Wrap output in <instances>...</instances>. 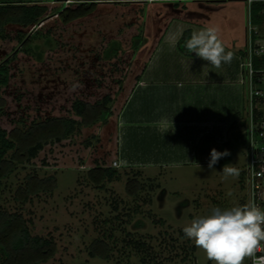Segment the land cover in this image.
<instances>
[{
  "label": "rangeland",
  "instance_id": "1",
  "mask_svg": "<svg viewBox=\"0 0 264 264\" xmlns=\"http://www.w3.org/2000/svg\"><path fill=\"white\" fill-rule=\"evenodd\" d=\"M45 5L46 16L36 25L9 24L0 36V65L7 64L9 71L8 84L0 89L4 100L0 127L7 132H25L33 123L53 118L80 121L72 111L76 101L93 105L104 96L116 101L130 67L135 70L159 57L152 52L153 37L163 32L169 21L188 25L192 31L216 29L226 51L234 53L226 67H238L237 57L242 54L238 50L247 45V12L226 0L210 8L198 3L174 5L170 0H64ZM79 6L82 10L89 7L86 15L69 22L58 17L63 9L76 10ZM177 9L181 13L171 16ZM27 39L30 41L25 48L30 53L24 52ZM116 49L117 54L108 57ZM160 62L186 61L165 55ZM188 62L207 63L192 57ZM204 73L209 77L215 74L212 67ZM215 93L217 97H210L212 110L221 99ZM221 101L222 105L231 104V99ZM115 107L109 105L112 119ZM234 115L232 120L238 119V112ZM243 118L240 116L222 137H204L193 151L195 158L162 167L128 161V165L114 168L118 179L100 186L88 179L87 172L96 166L111 167L117 152L123 157L122 139L118 135L116 142L108 122L80 128L65 140L47 144L34 159L18 163L8 178L0 179V210L21 214L31 236L53 242L52 258L39 264H213L185 237L183 228L194 218L211 214L213 208L245 204L247 151L244 137H239L244 134ZM135 133L127 128L124 137L130 158L138 151L149 153L151 145L156 147L158 158L172 143L176 149L181 147L179 138L174 142L166 136L155 141L153 136L138 138ZM213 148L228 150L230 155L209 169ZM227 164L238 168L239 175L225 178L222 170ZM30 177H53L54 189L31 194L24 202L16 201L15 192L24 188ZM130 180L139 184L136 196L126 191ZM47 184L42 182V186ZM95 240H103L111 248L108 261L89 256V246Z\"/></svg>",
  "mask_w": 264,
  "mask_h": 264
},
{
  "label": "crops",
  "instance_id": "2",
  "mask_svg": "<svg viewBox=\"0 0 264 264\" xmlns=\"http://www.w3.org/2000/svg\"><path fill=\"white\" fill-rule=\"evenodd\" d=\"M170 1L174 5L177 3H198L201 7L210 8L225 0ZM226 1L245 9L248 22L251 17V7L256 3H252L249 7L247 0ZM177 11L178 9L171 11V16L181 13ZM169 23L163 32L153 37L155 41L152 52L153 55L156 54L159 57L154 63L140 65L135 70L130 67V73L126 75L116 95L117 100H112L116 106V114L112 119L111 112L106 122H108V131L114 134L113 138L116 142L118 135L122 139L119 145L122 147L125 158L117 152L119 158L114 159L118 160L121 166H126L130 161L135 160L138 165L145 167H162L164 164L166 166L177 162L181 164L195 158L197 154L193 155V151L200 145L204 137L210 139L214 135L220 134L222 137L225 132L228 134L229 127L236 120L238 121L246 110L245 90L238 83L239 63L238 67L235 65L226 67V64H222L220 68H215L208 62L205 64L188 62L191 57L194 60L200 59L195 53H182L178 48V41L182 33L190 28L181 23L172 25L173 21H169ZM244 49L245 47L238 51L242 53ZM165 55H172L177 61L185 60L186 62H182L183 64L180 62L179 64L172 62L162 64L160 61ZM210 67L215 72L212 77H209L208 73H204ZM215 91H217L219 99L226 100L227 98L226 102L231 99V104L222 105L223 102L220 99L217 109H210V97L216 94ZM240 106L241 109H239ZM235 112H238V119L232 120ZM127 128L133 129L138 138L141 135L153 136L155 141L156 139L163 140L162 137L165 139L166 136H169L168 139L172 141H178L179 138L181 147L176 149L172 143L162 150L164 153H161V157L158 158L156 147L151 145L149 153L141 154L138 151L135 158H130L125 149L124 137ZM173 151H176V154H170ZM166 161L170 162L165 163ZM123 162H125L124 165Z\"/></svg>",
  "mask_w": 264,
  "mask_h": 264
},
{
  "label": "trees",
  "instance_id": "3",
  "mask_svg": "<svg viewBox=\"0 0 264 264\" xmlns=\"http://www.w3.org/2000/svg\"><path fill=\"white\" fill-rule=\"evenodd\" d=\"M48 1L64 0H0V36L4 32L5 26L9 24L29 27L36 25L46 16L48 7L44 4ZM83 5V4H82ZM91 4L90 6H92ZM261 4L256 3L251 7V20L258 23ZM79 6L76 10L65 8L59 14L65 22L72 21L86 15L87 10ZM192 31L186 29L178 41L180 52L189 54L185 47V40L190 38ZM23 42L24 52L30 53ZM118 49L108 57L116 55ZM107 57V58H108ZM9 71L7 64L0 65V89L8 84ZM112 100L109 96H104L102 100L90 105L83 101H76L72 105V111L80 119L76 121L72 118H53L43 122L33 123L29 130L22 132L14 130L7 132L0 127V179L8 178L16 169L18 163H27L34 159L37 153L44 146L51 142H60L75 134L80 128H88L98 123H106L110 117L109 105ZM4 106V100L0 96V110ZM241 125H244L241 122ZM239 137H244L241 132ZM11 153L7 159V154ZM88 179L96 186L102 185L105 181L118 179L119 172L111 167L103 168L96 166L87 172ZM47 181V186H42V182ZM54 189V178L46 180L28 178L24 188H19L15 192L16 201H26L28 196L39 191L51 192ZM140 189L137 181L127 182L126 191L130 196H136ZM27 223L19 213H9L0 210V264H39L48 261L54 254V244L51 240L31 236L27 228ZM143 245V244H142ZM141 246L136 244V247ZM143 247V246H142ZM111 248L103 240H95L89 246L88 254L91 258H99L108 261Z\"/></svg>",
  "mask_w": 264,
  "mask_h": 264
},
{
  "label": "clouds",
  "instance_id": "4",
  "mask_svg": "<svg viewBox=\"0 0 264 264\" xmlns=\"http://www.w3.org/2000/svg\"><path fill=\"white\" fill-rule=\"evenodd\" d=\"M185 47L215 68L230 64L234 58V53L226 51L213 28L193 31L185 40ZM228 155V150L221 152L213 148L208 168L213 169ZM222 174L225 178L235 177L239 175V169L227 164ZM183 233L213 264H245L246 260L251 264H264V209L253 202L228 209L213 208L211 214L194 218L183 228Z\"/></svg>",
  "mask_w": 264,
  "mask_h": 264
},
{
  "label": "built area",
  "instance_id": "5",
  "mask_svg": "<svg viewBox=\"0 0 264 264\" xmlns=\"http://www.w3.org/2000/svg\"><path fill=\"white\" fill-rule=\"evenodd\" d=\"M247 3L249 7L252 3L262 6L258 23H253L251 17L248 19L247 45L238 56V83L245 90L246 101L242 121L247 151L243 187L245 203L253 202L264 209V0H247ZM120 166L118 160L111 163L112 168Z\"/></svg>",
  "mask_w": 264,
  "mask_h": 264
}]
</instances>
